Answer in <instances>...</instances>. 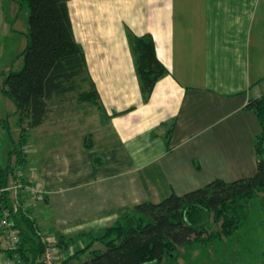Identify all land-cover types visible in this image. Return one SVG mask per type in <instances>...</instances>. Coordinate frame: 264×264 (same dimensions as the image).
Returning a JSON list of instances; mask_svg holds the SVG:
<instances>
[{
    "label": "crops",
    "instance_id": "1",
    "mask_svg": "<svg viewBox=\"0 0 264 264\" xmlns=\"http://www.w3.org/2000/svg\"><path fill=\"white\" fill-rule=\"evenodd\" d=\"M262 1L70 0L75 36L107 117L96 132H86L90 149L85 135L81 147L63 145L56 156L47 154L46 141L39 143L41 179L34 184L46 193L42 218L100 232L137 203L154 201L146 191L155 198L182 195L215 179L255 175L261 125L248 105L264 94ZM128 30L150 34L169 68L148 99ZM36 131L42 126L31 131L28 152ZM57 133V142H70ZM53 163L58 173L47 168Z\"/></svg>",
    "mask_w": 264,
    "mask_h": 264
},
{
    "label": "trees",
    "instance_id": "2",
    "mask_svg": "<svg viewBox=\"0 0 264 264\" xmlns=\"http://www.w3.org/2000/svg\"><path fill=\"white\" fill-rule=\"evenodd\" d=\"M29 10L27 43L18 58L21 69L4 73L0 90L15 105L18 137L11 136L8 160L0 159V237L9 229L19 231L15 249H4L13 264H176L179 247H204L233 236L243 222L251 201L264 191V94L248 108L257 114L261 131L257 135L258 157L255 175L227 182L215 179L206 186L179 195L172 192L160 202L142 201L120 214L101 232L79 231L73 235L55 232L49 238L40 228L28 205V193L39 195L38 186L24 175L28 163L30 133L44 125L55 105L76 95L77 103L97 105L102 119L107 117L100 93L89 71L84 46L75 36L70 0H15ZM129 45L141 90L148 99L158 80L169 68L157 54L150 34L137 35L128 30ZM57 111H59L57 109ZM3 127L8 119L0 116ZM174 122L168 126L167 143ZM10 132V131H9ZM86 136V148L93 142ZM102 159L95 157V164ZM16 191L12 183L18 185ZM34 189H26L25 186ZM46 196L42 192L41 196ZM7 213V215H6ZM6 219L8 225L1 226ZM54 242V244H53ZM78 244L74 247V245ZM57 252L46 259L49 247ZM60 252L69 253L57 259ZM45 257V258H43Z\"/></svg>",
    "mask_w": 264,
    "mask_h": 264
},
{
    "label": "rangeland",
    "instance_id": "3",
    "mask_svg": "<svg viewBox=\"0 0 264 264\" xmlns=\"http://www.w3.org/2000/svg\"><path fill=\"white\" fill-rule=\"evenodd\" d=\"M14 2L16 1L0 0V83L5 78L4 73L6 72L3 71L21 69L23 58H18V56L26 47V45L22 47L24 41L27 43L29 10L27 6H21L17 2L18 7L17 5L15 6ZM260 8L257 28L264 33V0ZM81 104L77 103L76 95L72 94L68 95L65 101H58L49 119L42 125L41 133H44V135L40 131H36L33 134L28 156L29 158H32L34 154H37V156L31 159L32 162L31 160L28 161L25 171H23L24 175L32 183H36L41 179L39 175V170L41 169L39 166L41 163L39 143L41 140L43 142L46 141V146H48L46 149L49 152L47 154L56 156L57 151L61 152L64 149L63 145H65V148L75 149L73 147L77 143L81 147V139L84 138V135L86 136V132H92L103 125L101 112L97 105ZM12 105L14 106V103L4 96L0 90V107L3 108L0 116L7 118L10 126V129H7L0 122V159L4 163L8 160V151L11 147L10 134L15 139L19 134V127L17 126L18 115L12 113L14 110ZM57 132L63 133L70 142L64 144L61 141L57 142L59 138L56 135L58 134ZM63 135L61 136L63 137ZM35 143H37L36 147L34 146ZM54 163L47 168L55 174L59 170ZM38 188L39 190H36V192L39 195L28 193L26 196L29 202L28 205H31V208L34 209L33 214L38 225L46 235L49 238H53L56 231L66 235L77 233L78 229L73 228L71 222L67 223L65 220H58L59 222L56 224L55 219L52 221L51 219L45 220L42 218V215L47 211L45 199L43 195L41 196L45 190ZM146 192L154 201L155 199H157L156 201H161L166 197L155 198L154 190ZM93 233L99 232L94 230ZM77 245H74V247ZM179 251L180 256L176 264H264V191L260 192L251 201L243 216V222L239 230L233 236L224 237L221 240L206 244L204 247L191 248L181 246ZM54 253L57 254V252L53 250L51 253L53 259H55ZM68 255L69 253L60 252L57 259H64ZM2 256L5 257L4 254ZM6 259H9L8 255Z\"/></svg>",
    "mask_w": 264,
    "mask_h": 264
},
{
    "label": "built area",
    "instance_id": "4",
    "mask_svg": "<svg viewBox=\"0 0 264 264\" xmlns=\"http://www.w3.org/2000/svg\"><path fill=\"white\" fill-rule=\"evenodd\" d=\"M21 185H22L21 182H19V184L17 186L14 185V183H12L11 188L14 189V191H16L17 188L20 187ZM25 188L26 189H34L33 187L31 188L28 185L25 186ZM35 190H38V189L35 187ZM6 215H7V213H6ZM7 225H8V223H7L6 219H3L1 221V226L6 227ZM18 241H19V231L16 229H13V230L9 229L7 232H5L4 235H2L0 237V246L4 249H15ZM52 252H53V249L50 246L48 248L47 255H46L48 261H51L53 259V256L51 254ZM0 264H13V262L10 260L4 261V262L0 261Z\"/></svg>",
    "mask_w": 264,
    "mask_h": 264
}]
</instances>
